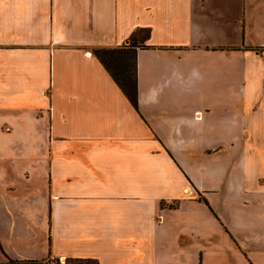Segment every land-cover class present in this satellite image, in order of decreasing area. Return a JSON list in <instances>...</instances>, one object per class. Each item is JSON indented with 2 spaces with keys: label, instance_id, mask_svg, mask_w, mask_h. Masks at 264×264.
<instances>
[{
  "label": "crops",
  "instance_id": "1",
  "mask_svg": "<svg viewBox=\"0 0 264 264\" xmlns=\"http://www.w3.org/2000/svg\"><path fill=\"white\" fill-rule=\"evenodd\" d=\"M8 260L264 264V0H0Z\"/></svg>",
  "mask_w": 264,
  "mask_h": 264
},
{
  "label": "trees",
  "instance_id": "2",
  "mask_svg": "<svg viewBox=\"0 0 264 264\" xmlns=\"http://www.w3.org/2000/svg\"><path fill=\"white\" fill-rule=\"evenodd\" d=\"M142 36L137 37L140 33ZM148 29L137 28L127 38V44L117 47L95 48L92 53L97 60L102 64L104 69L111 76L112 80L130 102L135 110L136 106V84H135V71H134V51L136 47L142 46V43L147 38ZM131 59V69H125L127 59ZM113 62L117 71H112L108 63ZM8 264H35L31 261H11ZM64 264H96L93 260H67Z\"/></svg>",
  "mask_w": 264,
  "mask_h": 264
},
{
  "label": "rangeland",
  "instance_id": "3",
  "mask_svg": "<svg viewBox=\"0 0 264 264\" xmlns=\"http://www.w3.org/2000/svg\"><path fill=\"white\" fill-rule=\"evenodd\" d=\"M142 35H143V33L141 32L138 36H136L137 40L139 39L138 37L142 36ZM125 44H127V43H125ZM108 64L110 65V68H111L112 71H114V72L117 71L115 66H113L114 65L113 62H110ZM125 69H128L129 71L131 69V59L130 58H128L127 61H126ZM52 264H60V262L55 261V263H54V261H52Z\"/></svg>",
  "mask_w": 264,
  "mask_h": 264
}]
</instances>
